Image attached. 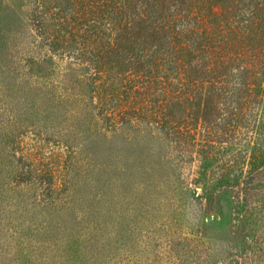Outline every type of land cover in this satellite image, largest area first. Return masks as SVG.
<instances>
[{"label":"rangeland","instance_id":"obj_1","mask_svg":"<svg viewBox=\"0 0 264 264\" xmlns=\"http://www.w3.org/2000/svg\"><path fill=\"white\" fill-rule=\"evenodd\" d=\"M35 5L0 0V264H264V175L259 195L245 169L207 196L164 126L101 116L88 63L39 44Z\"/></svg>","mask_w":264,"mask_h":264},{"label":"trees","instance_id":"obj_2","mask_svg":"<svg viewBox=\"0 0 264 264\" xmlns=\"http://www.w3.org/2000/svg\"><path fill=\"white\" fill-rule=\"evenodd\" d=\"M30 20L41 46L88 63L109 123L164 126L194 149L217 202L245 169L243 192L259 195L248 185L264 175V0H36ZM246 137L252 149L226 158Z\"/></svg>","mask_w":264,"mask_h":264}]
</instances>
